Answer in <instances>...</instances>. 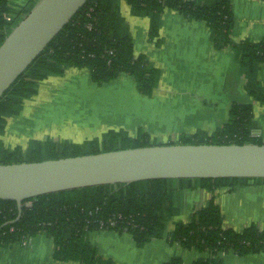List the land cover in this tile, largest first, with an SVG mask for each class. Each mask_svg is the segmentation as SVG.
Masks as SVG:
<instances>
[{"label":"trees","instance_id":"1","mask_svg":"<svg viewBox=\"0 0 264 264\" xmlns=\"http://www.w3.org/2000/svg\"><path fill=\"white\" fill-rule=\"evenodd\" d=\"M39 1L29 0L24 7L14 9L10 0H0V46ZM119 1L122 0H89L0 99V165L158 145L152 143L143 129L136 137L123 130L110 131L102 139L82 145L48 138L33 141L25 149H9L1 139L8 119L20 115L25 102L38 95L40 82L52 75L63 74L67 68L86 69L97 85L127 74L138 83L140 94L152 96L160 79V70L146 56L135 55L133 40L117 11ZM123 1L136 16L150 18L151 42L160 43L161 16L166 10L178 11L191 21L206 23L212 33L214 48L217 51L229 49L235 54L244 71L248 92L264 104V90L256 83L258 72L264 65V40L233 41L231 0ZM253 120L252 104L234 103L221 128L212 134L202 131L183 134L178 144L262 145V138L253 136L256 132ZM174 144L177 143L166 145ZM250 182L264 185V179H158L82 188L27 200L20 219L15 201L0 200V248H11L44 235L54 241L55 261L114 264L100 258L88 241L91 233L127 232L138 247H144L164 236L168 222L179 212L180 195L202 189L210 193L212 199L193 214L190 222L176 224L167 240L203 256L192 264H225L221 258L223 254L246 257L264 253V224L254 223L242 231L226 228L216 202L218 191L229 189L233 192ZM165 264L184 262L176 256Z\"/></svg>","mask_w":264,"mask_h":264},{"label":"crops","instance_id":"2","mask_svg":"<svg viewBox=\"0 0 264 264\" xmlns=\"http://www.w3.org/2000/svg\"><path fill=\"white\" fill-rule=\"evenodd\" d=\"M10 1L14 9H20L29 0ZM231 3L233 41L264 40V1L231 0ZM117 11L133 40L135 55L146 56L160 70V79L152 96L140 94L138 83L127 74L97 85L86 69L67 68L63 74L52 75L40 82L38 95L27 100L22 113L16 116L15 129H12L11 122L16 117L8 119L1 137L4 144L13 148L21 146L29 143L34 133L48 138V131L40 127L41 121L45 125L60 119L61 115L53 111L59 99H67L64 93L71 95L81 93V90L97 95L105 93L98 101L94 94L98 111L85 117L94 122L100 119L101 124L109 125L110 130L127 132L130 129L138 133L143 129L149 134L161 131L179 137L199 131L212 134L226 123L232 105L238 103L253 105L254 127L264 138V104L248 92L244 71L235 54L229 49L217 51L214 48L212 33L206 23L191 21L178 11L166 10L161 16L160 43H156L149 38V17L136 16L123 0L117 3ZM256 83L264 90V65L258 72ZM38 107L44 110L43 114ZM103 115H106V121L102 120ZM211 199L212 195L202 189L183 192L179 212L168 222L164 236L144 247H138L127 232H93L88 241L103 261L114 264H165L176 256L181 257L184 264H192L203 256L170 244L167 236L176 224L190 222L193 214ZM216 202L224 216V226L242 231L247 226H232L226 213H235L236 207L264 212V185L250 182L233 192L222 189L216 193ZM254 223L262 226L264 218ZM54 250V241L41 235L30 240L26 247L0 248V264H78L55 261ZM221 258L225 264H264V253L246 257L229 253Z\"/></svg>","mask_w":264,"mask_h":264},{"label":"water","instance_id":"3","mask_svg":"<svg viewBox=\"0 0 264 264\" xmlns=\"http://www.w3.org/2000/svg\"><path fill=\"white\" fill-rule=\"evenodd\" d=\"M89 0H40L0 46V99ZM264 179L262 145H154L0 165V200L158 179Z\"/></svg>","mask_w":264,"mask_h":264},{"label":"rangeland","instance_id":"4","mask_svg":"<svg viewBox=\"0 0 264 264\" xmlns=\"http://www.w3.org/2000/svg\"><path fill=\"white\" fill-rule=\"evenodd\" d=\"M94 94L95 93H91L88 91L86 92L84 90H81V93L77 92V93H72L71 95H69L68 93H64L63 96L67 97V99H59L57 107L55 108V110H53L59 113L61 115V118L57 119L54 123H49L45 125L42 124L43 123L42 121L40 123L41 124L40 127L48 131V134L50 135L48 138H51L54 141L60 143L69 142L70 144L82 145L85 142L94 139L100 140L106 133L110 131H117L115 129L110 130L109 125L101 124V120L96 117L93 118L98 119L97 122L91 121L87 117H85V116L93 115L94 114L93 112L98 111L99 104L97 101L100 99V96L102 95L105 96V93L102 95L95 94L97 96V101H96ZM37 110H41L42 114L44 113V110H42L40 107H38ZM105 117L106 115L101 116L102 120H105ZM16 121H18L17 117L15 118V120H12L11 122L12 129H15ZM35 126L38 127L37 125ZM129 130L127 129L128 134L131 137H136L138 133L136 131H129ZM254 134L258 135L257 132H255ZM149 136L152 139V143L158 145L167 144L169 142H174L178 144L180 142L179 135L175 134L173 136H170L168 132L152 131V133L149 134ZM259 137L261 136L259 135ZM48 138L40 134L34 133L31 139L28 140V141L31 140L29 143H24L23 145L17 147H22L23 149H25L27 148V145L33 141H42ZM262 142L264 143V138L262 139ZM5 147L9 149H14L13 147H10L9 145L6 144ZM235 211H236L235 213L227 212L226 215L228 222L232 226L234 225L237 226V228L241 226L248 227L252 225L254 221L257 222L262 218H264V212H257L258 210L250 211L236 207Z\"/></svg>","mask_w":264,"mask_h":264},{"label":"built area","instance_id":"5","mask_svg":"<svg viewBox=\"0 0 264 264\" xmlns=\"http://www.w3.org/2000/svg\"><path fill=\"white\" fill-rule=\"evenodd\" d=\"M110 54H112V52H111ZM257 134H258V135H255V134H254L253 136H254V137H258V136H259V133H257ZM112 225H114V224H112ZM28 243H29V241L26 240V241L22 242L20 245L26 247V246H28Z\"/></svg>","mask_w":264,"mask_h":264}]
</instances>
